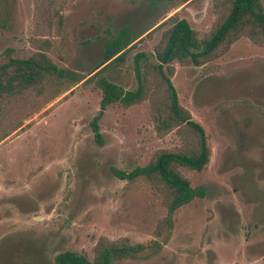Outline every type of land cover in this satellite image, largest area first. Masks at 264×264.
Instances as JSON below:
<instances>
[{
  "label": "rangeland",
  "instance_id": "obj_1",
  "mask_svg": "<svg viewBox=\"0 0 264 264\" xmlns=\"http://www.w3.org/2000/svg\"><path fill=\"white\" fill-rule=\"evenodd\" d=\"M230 2L0 0V64L6 51L44 52L66 72L0 103V264H55L63 251L92 260L100 239L146 246L113 264H264V38L240 36L200 66L173 63L178 101L210 147L201 171L178 166L202 197L174 210L168 223L158 185L114 175L189 147L181 128L156 130L150 102L158 106L163 92L150 65L169 17L206 36ZM124 27L150 28L101 75L136 89L135 56L143 53L150 102L109 104L97 144L90 120L101 90L86 73Z\"/></svg>",
  "mask_w": 264,
  "mask_h": 264
},
{
  "label": "trees",
  "instance_id": "obj_2",
  "mask_svg": "<svg viewBox=\"0 0 264 264\" xmlns=\"http://www.w3.org/2000/svg\"><path fill=\"white\" fill-rule=\"evenodd\" d=\"M187 1L182 0L183 3ZM167 20L171 21V26L164 32L163 41L155 49L157 62L150 65L162 86L163 97L158 99V106L149 101L151 95L147 80L143 77L145 65L141 66L140 63L143 53L135 56L136 89H124L101 75L110 64L121 60L126 50L150 27L137 32H133L130 27L119 29L104 43L101 59L86 74L93 73L88 78L101 90L99 108L90 120L97 144H102L99 119L107 106L115 102L128 107L147 100L154 105L151 115L160 135L173 128H181L187 134L190 145L185 150L161 151L143 166H136L130 171H114V175L120 179L133 180L144 176L158 185L164 193L168 212L166 220L170 223L174 210L195 197L204 195L202 188L190 185L189 179L181 174L178 166L201 171L209 162L211 154L203 127L191 118L190 113L178 101V94L170 79L174 73L173 63L200 66L216 57L240 36H247L254 43L261 44L264 38V11L260 0H231L206 36H200L184 18L172 15ZM65 73L44 52H37L34 56H15L11 51H6L5 61L0 64V103L9 95L40 87L48 77L63 76ZM83 78L84 76L77 78V82ZM145 247L142 243H129L126 239H100L94 247L92 260L81 253L63 251L55 255L54 263L113 264L119 259L136 257Z\"/></svg>",
  "mask_w": 264,
  "mask_h": 264
}]
</instances>
